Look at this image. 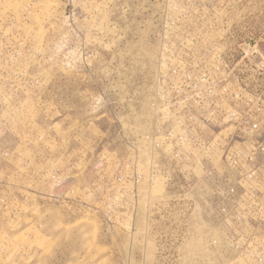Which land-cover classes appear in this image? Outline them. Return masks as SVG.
<instances>
[{
	"label": "rangeland",
	"instance_id": "1",
	"mask_svg": "<svg viewBox=\"0 0 264 264\" xmlns=\"http://www.w3.org/2000/svg\"><path fill=\"white\" fill-rule=\"evenodd\" d=\"M0 264H264V0H0Z\"/></svg>",
	"mask_w": 264,
	"mask_h": 264
},
{
	"label": "built area",
	"instance_id": "2",
	"mask_svg": "<svg viewBox=\"0 0 264 264\" xmlns=\"http://www.w3.org/2000/svg\"><path fill=\"white\" fill-rule=\"evenodd\" d=\"M247 46H248V51L247 52L251 51L252 54L253 53H258V44L257 43H255V44L249 43V44H247ZM247 52H246V54H247ZM239 117H241V116H239ZM257 127H258L257 123H254V124L250 125L247 128L246 133L249 134V135H253L255 133Z\"/></svg>",
	"mask_w": 264,
	"mask_h": 264
}]
</instances>
